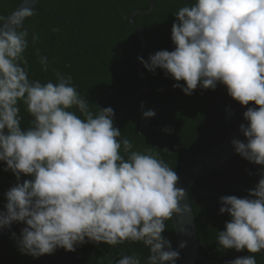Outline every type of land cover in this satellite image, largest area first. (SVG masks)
Wrapping results in <instances>:
<instances>
[{"label": "clouds", "instance_id": "9594fccd", "mask_svg": "<svg viewBox=\"0 0 264 264\" xmlns=\"http://www.w3.org/2000/svg\"><path fill=\"white\" fill-rule=\"evenodd\" d=\"M32 15V9L21 6L0 16V161L18 181L21 174L33 177L7 191L0 228L25 223L19 249L33 257L57 247L75 251L87 238L112 246L142 242L149 250L146 264H174L179 252L162 233L173 214L188 211L180 204L184 189L175 186L179 177L158 153L132 151L129 139H118L114 110L95 105L92 111L71 75L54 71L55 82L29 79L25 20ZM175 16V50L138 59L149 71L159 68L183 80L186 95L198 84L215 89L220 82L241 105L254 103L243 113L248 126L240 125L246 142L231 143L241 157L264 165V0H195ZM38 39L33 33L31 44ZM35 52L47 71L48 57ZM20 102L32 117L23 131ZM154 115L153 110L143 112L145 118ZM220 201V213L231 220L217 233L219 246L252 254L264 249V172L248 197L228 195ZM116 264L141 260L137 254L122 255ZM228 264L257 260L249 255Z\"/></svg>", "mask_w": 264, "mask_h": 264}, {"label": "trees", "instance_id": "16d2710c", "mask_svg": "<svg viewBox=\"0 0 264 264\" xmlns=\"http://www.w3.org/2000/svg\"><path fill=\"white\" fill-rule=\"evenodd\" d=\"M22 1L0 0V16L10 15ZM193 3L195 0H155L151 14L136 16L135 21L142 28L148 45L144 61L157 51L175 50L171 40L175 13L180 7ZM39 7L42 12H54L72 23L56 19L51 13L42 16L36 12L26 20L30 43L24 55L29 79L55 82L54 71L71 75L74 86L86 97L92 111H96L95 105L114 110L115 124L128 99L140 88L137 57L141 43L130 18L137 10H150L151 0H42ZM33 33L39 37L35 45L31 44ZM35 49L48 57L47 71L42 70ZM143 69L148 93L132 105L119 129L121 137L118 139H129L132 151L158 153V158L176 173L186 160L220 146L244 119L241 104L228 95L227 87L220 82L215 89H204L198 84L191 95H186L181 90L186 87L183 80L176 81L159 68L152 72L143 64ZM177 83L180 87L174 88L173 84ZM19 107L23 131L30 126L32 117L22 102ZM229 107L235 112L230 123L226 116ZM248 107L256 105L250 102ZM148 110H153L155 115L145 118L143 112ZM6 168V163L0 161V211L5 212L7 191L21 183L25 176L21 174L18 181L10 169L5 171ZM261 172V165L238 154L192 188L190 200L200 244L196 264H228L237 257L249 255L255 256L257 264L264 263V255L260 252L223 249L217 242V233L224 231L226 222L231 220L228 213H220V198L228 195L248 197L249 190L261 178ZM31 179L32 176L28 178ZM165 224L162 235L176 250L172 220ZM24 227L26 224L20 223L0 241V264H116L123 254L114 251L115 247L126 255L137 254L141 264H146L149 255L142 242L125 241L112 246L85 238V243L76 245L75 251L57 247L51 254L33 257L19 249Z\"/></svg>", "mask_w": 264, "mask_h": 264}, {"label": "water", "instance_id": "95a60500", "mask_svg": "<svg viewBox=\"0 0 264 264\" xmlns=\"http://www.w3.org/2000/svg\"><path fill=\"white\" fill-rule=\"evenodd\" d=\"M41 1L42 0H23L22 2L19 3L17 8L21 6L27 7L32 9L33 13L36 12L42 16H46L47 14L51 13L52 15H54L56 19L67 21L69 24L72 23L71 20L65 17H57L54 12H42L39 7ZM154 6H155V0H151L150 10L148 11L137 10L131 15L130 18L131 26L138 32L140 38L141 48L138 53V57L143 58L148 45L145 40L143 30L136 23L135 18L138 15L151 14L152 11L154 10ZM138 57H137V71L140 79V88L128 99L117 121L115 122V124H113V127L117 129H120V127L122 126L134 102L141 96L148 93V85H147L146 75L143 69V63L141 62V60L138 59ZM241 107L244 112L247 110V106L241 105ZM234 115L235 112L230 107L227 108L226 116L228 123L231 122ZM241 124L248 126L249 121L243 119L242 122L235 128V130L231 131L230 135L220 146H218L215 149L201 152L200 154L186 160L185 162H183V164L176 173L179 179L175 186L177 188H182L185 191V196L180 202L181 208L183 209L185 206H187L188 211L187 212L182 211L181 215L173 214V217L171 219L176 235V251L179 252V257L175 260L174 264H196V261L198 259V251L200 244H199V235H198L195 215L190 200V193L192 188L199 181L209 176L211 173L215 172L216 170L227 164L230 160H232L235 156L238 155L231 142L234 139H239L241 141L246 142V137H244L243 133L240 131ZM261 168L264 172V165H261ZM29 177L31 176L25 175L21 183H23L24 180H28ZM20 223L22 222L14 221L10 224V226H5L0 228V241L6 235H8L12 230H14ZM182 243L185 245L183 248L180 247ZM114 251H119L123 255H126V253L123 252L119 247H115ZM260 253L264 255L263 250H261Z\"/></svg>", "mask_w": 264, "mask_h": 264}]
</instances>
